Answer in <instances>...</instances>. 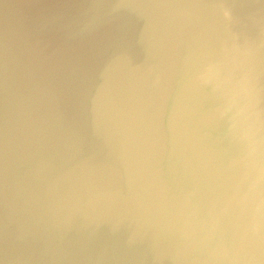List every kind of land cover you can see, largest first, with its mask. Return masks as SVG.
<instances>
[{"label": "water", "instance_id": "95a60500", "mask_svg": "<svg viewBox=\"0 0 264 264\" xmlns=\"http://www.w3.org/2000/svg\"><path fill=\"white\" fill-rule=\"evenodd\" d=\"M0 264H264V0H0Z\"/></svg>", "mask_w": 264, "mask_h": 264}, {"label": "clouds", "instance_id": "9594fccd", "mask_svg": "<svg viewBox=\"0 0 264 264\" xmlns=\"http://www.w3.org/2000/svg\"><path fill=\"white\" fill-rule=\"evenodd\" d=\"M226 14H228V13H226ZM228 15H230V14H228Z\"/></svg>", "mask_w": 264, "mask_h": 264}]
</instances>
